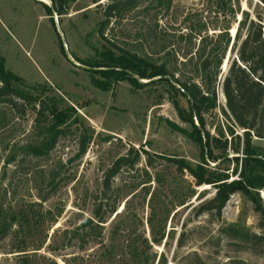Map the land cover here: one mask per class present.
I'll return each mask as SVG.
<instances>
[{"label":"rangeland","instance_id":"374dc122","mask_svg":"<svg viewBox=\"0 0 264 264\" xmlns=\"http://www.w3.org/2000/svg\"><path fill=\"white\" fill-rule=\"evenodd\" d=\"M108 1L101 2L104 6ZM151 2L146 0L112 22L106 36L118 46L156 61L169 51L175 52L177 63H181L199 46V40H194L193 48L179 39L187 32L184 17L190 12L201 14L213 28L229 25L232 39L238 26L235 19L239 21L241 16L231 9L236 10L239 4L252 18L260 15L264 22V0H228L222 9L209 0H172L169 12L148 7ZM97 4L76 0L67 14L51 17L42 1L0 0V51L6 69L20 77L39 100L54 96L63 105L74 107L77 118L64 127V134L47 156L36 157L24 151L26 145L37 141L33 105L18 101L24 108L21 113L16 106L0 104V208L6 214L25 209L40 220L22 231L17 225L11 228L0 241V264H25V256L28 264H137L129 258L134 249L128 238L112 235L116 226L124 228L125 223L132 224L133 236L149 240L146 253L150 262L155 257L152 264H157L162 254V264H264V215L248 197L240 192L232 195L220 218L212 213L197 216L193 207L213 196L215 187L196 186L188 171L177 170L169 161L181 158L193 167L202 165L209 170L221 161L206 157L203 163L202 151L205 149L206 156L208 152L206 139L203 137L201 149L171 125L192 130L174 105V98L179 99L189 114L187 99L175 94L171 84L159 77L145 79L151 81L140 88L129 80L114 81L108 90L96 85L95 80L102 78L90 71L104 68L88 63L96 60L106 45L97 31L102 19ZM232 47L230 44L221 66V80L236 57L238 47ZM196 59L194 55L193 61ZM221 98L219 95V105L223 106ZM193 121L199 125L196 117ZM205 121L202 132L214 139L212 151L230 158L221 170L229 174V181L238 179L243 141L230 138L226 131L229 122L220 108L212 117L205 116ZM257 132L260 137L254 136L252 145L263 157L264 105ZM84 139L88 148L79 156ZM236 146L239 153L232 149ZM132 148L139 151L140 160L132 168H123L107 198L101 197L105 171ZM144 151L153 158V165H148ZM257 192L264 208V188ZM96 204H105L104 209L107 204H117V211L105 214L101 221L94 214ZM152 213L157 219L168 214L166 236L160 244L151 241L148 218ZM87 219L93 220L92 225L82 227ZM182 234L184 244L178 247Z\"/></svg>","mask_w":264,"mask_h":264},{"label":"trees","instance_id":"16d2710c","mask_svg":"<svg viewBox=\"0 0 264 264\" xmlns=\"http://www.w3.org/2000/svg\"><path fill=\"white\" fill-rule=\"evenodd\" d=\"M98 3L101 8L102 19L98 23V34L103 41L106 42L101 52H98V58L89 66L104 68L90 71L100 74L102 80L96 81L103 90H108L111 83L116 81L129 80L135 87H145L148 84L141 80L159 77V80L171 84L175 94H180L187 99L189 114L180 105L179 99L174 98V105L181 118L185 119L192 125L190 132L180 128L171 122V125L178 131L185 134L189 139L197 142L201 149L203 146V137L206 139L207 156L202 151V161L205 159L217 162L220 161L212 170L204 168L202 165L196 167L191 166L184 159L171 158L177 170L188 171L195 179L196 186L212 185L216 191L210 198L201 200L193 207L197 216L212 213L217 218L222 216V212L229 202L232 195L240 192L248 197L255 205L256 210L264 215V208L258 196V190L264 188V156L259 157L252 145L254 136L260 137L257 132V122L260 115L261 107L264 105V38L263 26L261 24L262 17L256 15L252 18L248 11L241 10L239 7L234 10L236 15L241 18L235 19L238 22L236 33L232 39L230 34V26H220L213 28L211 22L205 21L198 12H190L184 17V21L188 23L187 32L179 35V39L195 47L194 40H199V46L194 52H190V56H186V60L177 63L176 53L166 51L160 57V61H156L151 56L140 54L138 51H132L118 46L115 42L106 36V30L114 21L121 20L128 11L137 8L139 4L146 0H109L104 6L102 0H92ZM215 3L217 9L226 6L228 0H209ZM263 1V0H261ZM49 3H43L48 15L52 17L54 13L58 15L67 14L70 6L76 0H49ZM100 2V3H99ZM172 0H152L151 5L155 10L166 9L170 11ZM211 30L214 32L211 33ZM244 30V33H243ZM159 38V36H155ZM230 44L237 48L236 57L233 58L228 67L227 73L223 80L221 77V66L227 54ZM166 46L162 47L165 50ZM194 53V54H193ZM197 59L193 61V56ZM188 57V58H187ZM225 97V107L219 105V89ZM24 104L33 105L32 109L36 111V128L37 141L24 147V151L36 157L47 156L58 143L60 137L64 134V127L75 118L76 110L72 106H65L60 100L54 96H47L44 100L34 95L22 79L12 73L5 67V58L0 51V104H9L11 107L18 108L23 113L24 108L18 101ZM38 105V107H37ZM220 108L229 125L227 133L232 140L243 141V157L242 168L238 179L229 181V174L221 170V166L230 161L225 155L215 154L211 145L214 139L210 138L206 131L203 136V127L206 125L205 116L212 117L216 110ZM199 120V125H195L193 118ZM220 134L224 136L225 131L219 127ZM225 138V137H224ZM223 148L228 147V140L225 139ZM88 140L84 139L81 143L79 156L83 155L88 148ZM215 146V145H214ZM217 149L220 146L216 143ZM226 147V148H225ZM235 153H239L238 146L233 147ZM148 165H153V158L149 156L147 151ZM134 154V158L130 155ZM161 157V156H160ZM139 151L134 148L130 149L127 155H122L114 160L104 173L103 188L101 197L107 198L108 193L113 188V181L119 175L120 171L125 167H134L140 160ZM239 158H236V161ZM183 203V202H182ZM96 204L94 214L99 220L105 219V214L115 213L117 204ZM183 205V204H180ZM30 211L22 209L12 214H6L3 208H0V241L7 235L14 225L22 231L40 220H35V215L29 214ZM118 215V213H117ZM40 217V216H38ZM168 214L165 213L162 218L157 219V214L152 213L148 218V225L152 234L151 241L154 244L163 242L166 236V222ZM34 221V222H33ZM124 229V230H123ZM121 231H127L121 235ZM134 233L132 224L125 223L124 228L116 226L112 232L113 237L123 236L128 238L133 245V251H130V259L136 261L137 264H152L155 262L149 259L146 253L147 247L150 246L149 240L142 235ZM136 233V232H135ZM144 247L141 251L137 244ZM184 236H180L177 240V246L183 247ZM52 250L56 247L50 246ZM131 248V247H130ZM24 252L25 250H19ZM25 255V254H24ZM157 264H162L161 258ZM25 258V259H24ZM23 261L28 264L25 256ZM165 264V263H163Z\"/></svg>","mask_w":264,"mask_h":264},{"label":"water","instance_id":"95a60500","mask_svg":"<svg viewBox=\"0 0 264 264\" xmlns=\"http://www.w3.org/2000/svg\"><path fill=\"white\" fill-rule=\"evenodd\" d=\"M38 1H42V2H45V3H48L47 1H43V0H38ZM228 67H229V65H228ZM228 67H227V70H228ZM227 70H225V73H227ZM226 75V74H225ZM225 77V76H224ZM224 77H223V79H224ZM143 83H148V82H150L151 80H141ZM221 96H223V93H222V95ZM92 223H93V220L92 219H87V220H85V221H83L82 222V227H88V226H90V225H92Z\"/></svg>","mask_w":264,"mask_h":264},{"label":"built area","instance_id":"2783aa9c","mask_svg":"<svg viewBox=\"0 0 264 264\" xmlns=\"http://www.w3.org/2000/svg\"><path fill=\"white\" fill-rule=\"evenodd\" d=\"M262 25H263V38H264V22L263 23H261ZM219 95L221 96L222 95V89L220 88L219 89Z\"/></svg>","mask_w":264,"mask_h":264},{"label":"crops","instance_id":"0c3cea01","mask_svg":"<svg viewBox=\"0 0 264 264\" xmlns=\"http://www.w3.org/2000/svg\"><path fill=\"white\" fill-rule=\"evenodd\" d=\"M222 97H223V98H221L222 101H223L222 103H223V106L225 107V105H226V104H225V97H224V95H223Z\"/></svg>","mask_w":264,"mask_h":264},{"label":"bare ground","instance_id":"6f19581e","mask_svg":"<svg viewBox=\"0 0 264 264\" xmlns=\"http://www.w3.org/2000/svg\"><path fill=\"white\" fill-rule=\"evenodd\" d=\"M43 1H47V0H43ZM226 70V69H225Z\"/></svg>","mask_w":264,"mask_h":264}]
</instances>
